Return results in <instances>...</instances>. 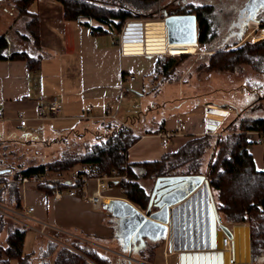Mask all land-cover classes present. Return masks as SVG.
I'll return each instance as SVG.
<instances>
[{
	"label": "crops",
	"instance_id": "obj_1",
	"mask_svg": "<svg viewBox=\"0 0 264 264\" xmlns=\"http://www.w3.org/2000/svg\"><path fill=\"white\" fill-rule=\"evenodd\" d=\"M29 10L36 15L37 43L26 29L29 16L20 14L12 0H0V34L3 33L7 39L3 52L25 51L29 56L38 58V65L34 68H29L24 59L0 58V108L3 110L0 125L4 130L15 127L26 134L31 131L30 135L36 136V131L26 128L39 126L38 133L46 140L58 137L60 132L69 128L77 130L76 135H86L89 130L80 125L81 120L100 125L110 121L112 118L108 115L114 114V120L123 121L138 134V138L126 150V161L138 162L158 159L190 137L222 132L234 117L229 115L234 114L236 108L208 99L182 104H178L176 98L171 102H167L168 99L152 102L148 110L156 111L157 117H152L150 121L145 116L147 113L142 114L136 104L119 108L121 102L131 101L133 94L141 98L149 95L151 90H144L146 81L153 79L150 72L156 59L167 52L164 15L159 10L154 16L126 18L121 24L118 42L114 41V32L93 33L88 25L66 19L57 0H33ZM258 12L264 17V10ZM262 17L258 20L263 21ZM128 75H133L134 79L128 80ZM189 79L184 78L180 82L186 84ZM171 81L168 80V83ZM193 81L196 82L195 79ZM155 85H159L158 81ZM155 85L153 91L158 89ZM207 88L201 91L223 90L220 85ZM245 88L251 94L250 101L244 102L240 110L258 100L259 107L252 110L250 115H264V92L252 91L250 85ZM120 89H125L127 98L117 101ZM201 91L194 90L196 94ZM53 96L61 102L60 113L54 118L39 119L36 105ZM168 103L172 106H167ZM122 113L124 116L119 115ZM18 117L26 118L23 126L18 125ZM82 127L87 131H80ZM100 128H104L102 124ZM158 132L173 133L166 146L161 145ZM91 133L89 139L94 140L96 133ZM259 133L255 130L247 132V149L255 167L264 170V141L256 142ZM73 167H76V171L85 169L80 163ZM97 176H85L88 193L94 188ZM106 185L103 193L110 196L108 199L125 198L108 181ZM33 190L38 193L44 209L37 215L32 214L37 208L25 202L27 192ZM19 194L21 206L34 207L27 216L35 220V227H38L39 221L47 222L50 225L47 231L50 230L53 236L59 234L52 241L78 240L95 250L101 247L102 251L120 256V264H125L126 259L131 258L133 248H136L138 256L131 259L139 264H230V253L221 243L224 234L232 237L234 264H256L250 253L247 222L225 221L217 213L211 191L204 181L168 206L166 232L155 238L157 244L149 252L152 260L142 256V250L134 243L125 253L128 256L104 244H97L96 239H105L107 245L127 249L119 236L117 218L104 205L94 208L86 198L66 193L51 199L35 185H19ZM128 201L143 211L141 206ZM33 231L42 234L35 229ZM43 238L45 242L49 239L45 235ZM33 246L40 248L35 240Z\"/></svg>",
	"mask_w": 264,
	"mask_h": 264
},
{
	"label": "trees",
	"instance_id": "obj_2",
	"mask_svg": "<svg viewBox=\"0 0 264 264\" xmlns=\"http://www.w3.org/2000/svg\"><path fill=\"white\" fill-rule=\"evenodd\" d=\"M32 1L12 0L20 14L29 16L26 29L36 42V15L29 10ZM57 1L61 4L62 14L66 19L88 25L93 33L115 32L126 18L154 16L157 10L161 15L163 10L167 14L193 13L197 22L196 43L206 45L208 51L205 69L231 71L239 63H264V36L241 42V38L238 39L237 36L227 39L221 37L219 43L214 45L211 42L213 5L209 2L194 4L166 0L160 4L163 0ZM229 39L235 40L232 44H227ZM6 46L7 39L2 33L0 58L24 59L29 68L38 65V58L29 56L25 51L3 52ZM178 55L177 59L169 55L165 61L158 57L150 72V78L156 77V72L167 73L169 67L187 53ZM258 107V100L253 101L246 108L236 110L232 120L225 126V132L213 134L214 136L205 133L190 137L155 160L127 162L126 150L138 138V134L128 124L114 119L105 122L104 128L107 130L101 128L102 130L95 132L96 137L92 142H82L79 146L77 145L80 142H74L72 144L75 148L63 146L60 154L53 159L12 165L7 158H0V168L5 169L0 173V198H5L9 205L20 207L18 179L22 175L32 171H52L59 174L80 163L85 169L76 171L78 176L92 177L113 168L123 173L122 177L108 180V184L116 187L120 195L144 208L149 192L139 180L168 174H203L217 213L225 221L247 222L250 253L255 259L264 255V170L257 169L254 165L252 155L247 149V132L264 131V115H250ZM203 163L205 164L202 167ZM78 185V181L67 179L40 183L36 187L45 195H50L55 187L64 189ZM76 193H80L79 187ZM2 230H5V235L0 243V264H110L108 257L78 240H61L57 243L48 239L44 246L39 245L37 254H34V250L23 251L26 227L0 213V232ZM55 235L59 237V234Z\"/></svg>",
	"mask_w": 264,
	"mask_h": 264
},
{
	"label": "rangeland",
	"instance_id": "obj_3",
	"mask_svg": "<svg viewBox=\"0 0 264 264\" xmlns=\"http://www.w3.org/2000/svg\"><path fill=\"white\" fill-rule=\"evenodd\" d=\"M165 1L166 0L161 1L160 4ZM243 1L244 0H179L177 2H192L194 4L209 2L213 5V22L211 26V33L213 37L211 42H213V44L215 45L219 43L221 37H224L223 39L228 38L227 30L229 23H232V19L240 10L242 5L241 3H243ZM171 4H174V2H172ZM261 14V12H258L256 14V17L261 18ZM23 16L21 17V19L24 20ZM255 33L256 32H250L249 28L245 26V30L243 32V36L240 39V42L245 39H250L253 35H255ZM233 40L235 39H229L227 41V44H232ZM194 48L195 49L193 52L187 53V55H185L180 61L174 62L171 67H169L170 69L167 71V73L163 72L161 74L156 72V77H154L153 79H148V81H146L144 90H151L149 95L141 98L133 94V99L128 103L121 102L119 108L122 109L129 104H136L141 109L142 114L144 112L147 113L145 116L148 121H150L152 117H157L156 111L148 110L152 102H164L166 99H168L166 100L167 102H171L176 98L178 104H182L185 101L186 103H192L194 100L197 101L200 99H208L216 101L218 103L219 101H222L223 103L231 105L232 107L236 108V110H238L244 102H246L247 100L250 101L249 97L251 94L250 92H247L245 86L250 85L251 89L253 88L252 91L261 90L260 93L264 92L263 62H256L255 65H251L246 62L239 63L236 64L234 69L231 71H208L207 69H205V63L208 56L206 45L204 46V44L196 43ZM169 55L170 54L165 52L164 55L160 56L159 58H161L162 61H165L167 56ZM170 56H174L175 59L179 57V55ZM188 77L190 79L186 84L180 82L184 78L187 79ZM194 79L197 83H194ZM163 80L167 81L162 83ZM168 80L173 81H171V83H168ZM157 81L159 83L158 86L155 85L157 84ZM154 85L158 88L156 91H153ZM212 85H220L223 90H215L210 92H207L209 90L201 91V89L207 87V89H209V87ZM194 90H200L201 92H198L196 94ZM167 106H172V104L168 103ZM119 115L124 116V113ZM234 115L235 113L230 114L229 117ZM101 124L103 127L105 126V123ZM80 125H84V127L88 128L89 131L86 135H76L77 130H70L71 128H69L64 132H60V135H58V137L47 138V140L38 133L39 126L35 127L34 129H32L30 126L26 128V130H33L34 132L36 131L37 135L31 136L29 133L31 131L27 132L28 134H26L22 130L16 129L15 127H11L10 130H4L3 126L0 125V158H3L4 160L5 158H7L8 161H11L12 165H16L17 163L25 165L38 160H50L60 154L63 146H66L67 148H75V146L72 144L74 142H80L77 146H79L82 142H92L93 140L89 139L92 137L91 132L102 130L100 128V125L98 123H94L93 121L91 122L88 120H81ZM84 127H82L80 131H82ZM103 130H107V128H103ZM75 168L76 167L72 166L69 169L60 172L59 174L49 171V175L67 177L77 170ZM8 179H10L9 176ZM154 179L155 178H146L139 181L150 192ZM24 192L26 193L25 190ZM27 193L28 194L26 195L25 202L30 203L37 208V210H35L32 214L37 215L40 211L43 212L44 209L42 208V203L39 202L38 193L35 190L29 191ZM0 204H7L6 199L1 197ZM51 233L52 232H50L49 230L48 234L50 235ZM4 235L5 230H2L0 232V243L3 242ZM38 237H41V239H37ZM43 237L44 235L36 233L35 231H33V229L26 228L22 246L23 251L29 252L32 249L34 250V254H37V247H32V245L34 244L35 240L37 246H44L45 240ZM155 240V238L151 239L143 237L141 241H133L132 244L134 243L139 246L138 248L142 249V256L148 257L150 260H152V257H150L149 255V248H153L154 245L156 246L157 243ZM96 241L97 244L99 243L98 245L104 244L106 246H109L114 251L116 250L120 254L128 253L127 249H121L116 245H107L105 239H96ZM97 251L108 257L110 264H120V262H122L119 260L121 258L120 256L105 250L102 251L101 247H99ZM125 255L128 256L127 254ZM136 256H138L136 248L131 249L130 257L137 258ZM254 260L256 264H264V255H260Z\"/></svg>",
	"mask_w": 264,
	"mask_h": 264
},
{
	"label": "water",
	"instance_id": "obj_4",
	"mask_svg": "<svg viewBox=\"0 0 264 264\" xmlns=\"http://www.w3.org/2000/svg\"><path fill=\"white\" fill-rule=\"evenodd\" d=\"M264 10V0H244L237 13L239 19L238 39L243 35V28L250 20H258L257 12ZM163 21L166 26V42H196L197 22L193 13H171L163 10ZM241 19V20H240ZM234 22L229 27L233 26ZM0 168V173L4 172ZM202 181L203 174H168L155 177L148 200L143 211H140L125 198L115 197L105 202L107 210L117 218L119 236L123 239L127 250L134 239L141 241L143 237L158 238L166 232L168 222V206L182 199ZM125 264H139L131 258Z\"/></svg>",
	"mask_w": 264,
	"mask_h": 264
},
{
	"label": "built area",
	"instance_id": "obj_5",
	"mask_svg": "<svg viewBox=\"0 0 264 264\" xmlns=\"http://www.w3.org/2000/svg\"><path fill=\"white\" fill-rule=\"evenodd\" d=\"M246 27L249 28L250 32H256L255 35H253L250 39L255 40L257 38H260L264 36V20H250L247 22ZM114 41L118 42L120 38V28L114 32ZM166 49H167V44H166ZM128 80H133L134 76L133 75H128L127 76ZM127 98L125 89H120V92L117 96V101L125 100ZM61 102L55 97H51L45 102L39 103L36 105V112H37V117L39 119H48V118H54L56 117L60 111H61ZM108 115V114H106ZM112 119H115L114 114L108 115ZM3 119V110L0 108V120ZM18 125L23 126L26 123V118L25 117H18ZM120 123L124 124L123 121H120ZM171 132H158V135L160 136V142L162 146H166L168 142L170 141L172 137ZM264 141V132H260L259 135L256 138V142L261 143ZM123 173H119L118 170L115 168L111 169L109 172H102L96 177V183L94 188L88 193L87 189L85 188V181L86 177L85 176H78L76 174H73L71 176H51L49 175V171H32L29 172L28 174L22 175L18 179L19 185L26 186V185H37L40 183L44 182H55L59 180H76L78 181L79 185L78 186H69L64 189L60 188H53L52 193L49 195V198L51 199H56L59 198L62 194L66 193L69 195H79L82 198H86L92 207H99L103 206L105 202H107L109 195H106L103 193V190L106 187V182L108 180H114L116 178L122 177ZM77 187L80 188V193H76ZM110 199V198H109ZM8 206V207H7ZM33 206L28 205L26 207H23L20 205V207H15L9 204H0V213L3 215L11 218L18 224L26 227V228H31L37 230L39 233H42L45 235L47 238L51 240H56L55 236L52 234H48L49 232L47 231L48 227L50 225L47 222H42L39 221L38 227H35V220L32 219L31 217L27 216L31 211H33ZM60 241V240H59ZM222 247L229 251L230 256L228 258V262L230 264H234V258L232 255V250H233V241L232 237L228 234H224L221 239Z\"/></svg>",
	"mask_w": 264,
	"mask_h": 264
},
{
	"label": "bare ground",
	"instance_id": "obj_6",
	"mask_svg": "<svg viewBox=\"0 0 264 264\" xmlns=\"http://www.w3.org/2000/svg\"><path fill=\"white\" fill-rule=\"evenodd\" d=\"M196 42H173L167 44V53L170 55H178L181 53H191L194 51Z\"/></svg>",
	"mask_w": 264,
	"mask_h": 264
},
{
	"label": "flooded vegetation",
	"instance_id": "obj_7",
	"mask_svg": "<svg viewBox=\"0 0 264 264\" xmlns=\"http://www.w3.org/2000/svg\"><path fill=\"white\" fill-rule=\"evenodd\" d=\"M243 4V3H242ZM241 20V19H240ZM234 22V25L233 26H231V27H228V30H227V37L229 38V37H233V36H236V34H235V32L236 31H238V26H237V24L239 23V19L237 20V14H236V16H235V18H234V20L232 21V23ZM230 26V25H229ZM244 30H245V26H244V28H243V32H244ZM134 240H136V239H134ZM133 240V241H134ZM136 241H139V240H136Z\"/></svg>",
	"mask_w": 264,
	"mask_h": 264
}]
</instances>
